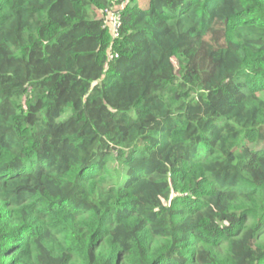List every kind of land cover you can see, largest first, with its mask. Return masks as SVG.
<instances>
[{
	"label": "trees",
	"instance_id": "1",
	"mask_svg": "<svg viewBox=\"0 0 264 264\" xmlns=\"http://www.w3.org/2000/svg\"><path fill=\"white\" fill-rule=\"evenodd\" d=\"M0 264H264V0H0Z\"/></svg>",
	"mask_w": 264,
	"mask_h": 264
},
{
	"label": "built area",
	"instance_id": "2",
	"mask_svg": "<svg viewBox=\"0 0 264 264\" xmlns=\"http://www.w3.org/2000/svg\"><path fill=\"white\" fill-rule=\"evenodd\" d=\"M113 21H112V34L116 36L117 28L119 27V17L117 15H113Z\"/></svg>",
	"mask_w": 264,
	"mask_h": 264
},
{
	"label": "rangeland",
	"instance_id": "3",
	"mask_svg": "<svg viewBox=\"0 0 264 264\" xmlns=\"http://www.w3.org/2000/svg\"><path fill=\"white\" fill-rule=\"evenodd\" d=\"M107 27L110 34H112V21H113V13H107L106 15Z\"/></svg>",
	"mask_w": 264,
	"mask_h": 264
}]
</instances>
